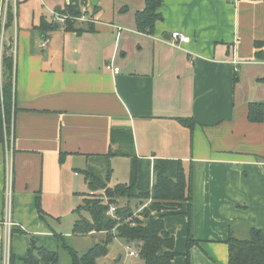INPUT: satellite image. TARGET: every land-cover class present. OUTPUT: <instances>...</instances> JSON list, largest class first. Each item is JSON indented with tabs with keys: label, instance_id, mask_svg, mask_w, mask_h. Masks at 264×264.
Segmentation results:
<instances>
[{
	"label": "crops",
	"instance_id": "obj_1",
	"mask_svg": "<svg viewBox=\"0 0 264 264\" xmlns=\"http://www.w3.org/2000/svg\"><path fill=\"white\" fill-rule=\"evenodd\" d=\"M68 1L15 0L14 20L2 27L0 0V60L4 45L16 39L9 135L13 264H23L31 245L51 238L46 218L74 209L76 169L98 167L100 155L118 145L113 135L125 129L137 157L180 159L192 167L189 228L196 243L186 255L184 203L164 218L174 237L171 264H227L229 236L246 239L251 228L264 234V120H247L248 103H264V60L253 56V41L264 40V0H161L151 34L135 24L145 0H98L93 32L77 35L57 25L41 34V17L51 23L50 11ZM172 31L189 41L170 45ZM106 63L119 71H107ZM178 118L195 121L191 133ZM4 153L3 143L0 221ZM118 160L129 162L112 157L113 168L125 162ZM58 199L69 202L63 211ZM159 214L151 212L155 219ZM2 246L0 223V264Z\"/></svg>",
	"mask_w": 264,
	"mask_h": 264
},
{
	"label": "trees",
	"instance_id": "obj_2",
	"mask_svg": "<svg viewBox=\"0 0 264 264\" xmlns=\"http://www.w3.org/2000/svg\"><path fill=\"white\" fill-rule=\"evenodd\" d=\"M88 0H69L62 7L55 11L72 17L81 14L80 7ZM161 0H145L144 7L136 11L135 24L139 32L153 33L155 23L161 18L158 8ZM11 5V4H10ZM8 4L5 14V26L12 24L14 20L13 7ZM93 13L97 12L98 6L92 7ZM54 22H47L41 17L37 29L41 34L53 31ZM66 32H73L80 35L84 32H93V23H78L67 19L64 26H60ZM255 60H264V40H254ZM10 47L4 45L1 54L2 84L0 88V144L4 143L12 132V118L15 111L13 101V76H14V57L8 53ZM237 78L234 77V82ZM247 120L257 123L264 120V103L249 102L247 105ZM181 125L192 132L195 121L192 118H178ZM114 134V133H113ZM113 141L118 145L115 149H109L105 154L100 155L98 167L89 166L88 169L81 170L84 180L90 191L103 190L107 203L104 204L102 197H83L82 208L90 214V220L77 218L73 223L72 232L74 234H84L92 231H104L107 241L117 236L126 241L136 243L138 256L143 264H171L175 257L174 237L164 225V216L176 213L181 206L186 203L187 208L184 214L188 219L186 237V255L189 249L196 243L190 232V204L192 200V167L190 163L185 164L180 159L156 158L149 160L137 157L134 152L133 141L130 130H119L113 135ZM63 153L59 154V162L62 161ZM115 156H125L129 158V178L127 182L117 183L108 186V181L112 173L110 159ZM125 203L120 204V200ZM138 202L131 206L130 200ZM149 203L140 211L142 216H147L151 212L160 213L159 216L148 222L143 223L140 218L133 217L134 225L123 222L125 218L132 216L144 202ZM109 204L116 206V217L111 218L105 215ZM35 207L40 218H43L44 211L41 208L39 197H36ZM77 207L75 211H78ZM115 228V235L111 230ZM227 243V264H264V234L257 229L251 228L249 238L237 239L232 236ZM162 249V254L157 253ZM107 253L105 245H96L90 248L82 256L77 255L69 249L71 264H95L98 257ZM23 264H57L55 251L47 250L43 247L31 245L27 250L26 256L22 259ZM14 260L12 254L10 263Z\"/></svg>",
	"mask_w": 264,
	"mask_h": 264
},
{
	"label": "rangeland",
	"instance_id": "obj_3",
	"mask_svg": "<svg viewBox=\"0 0 264 264\" xmlns=\"http://www.w3.org/2000/svg\"><path fill=\"white\" fill-rule=\"evenodd\" d=\"M118 161H125L124 163L117 164L114 168L111 166L112 173L108 181V185L113 186L117 183H123L127 182L129 178V162L128 160H118ZM89 166H92L89 165ZM89 166L86 168L88 169ZM85 169V168H84ZM76 173L72 178V183L74 186V191L77 194L75 195V199L73 201L74 209L71 213L68 212V209H66V213H63L61 217H50L48 216L46 219L48 221H51V224L53 226L52 228V235L50 239H45V243L38 242L37 244H33L36 247H43L47 250L55 251L57 255V264H71V256L69 254V249H71L77 257L82 256L84 253H86L90 248L96 246V245H105L106 250L108 252V255H102L98 257L95 261V264H126V259L130 258L133 261V264H143V261L141 258L135 257H129L126 256L125 246H129L131 249H135L133 246V243L126 241L124 238H117L107 241V236L104 231H92L89 233L84 234H74L72 232V226L73 221L77 218L79 219H85L90 220V214L86 209L82 208L83 202L81 200L83 194L84 196L89 193V189L87 186L86 181L83 179L82 172H80L79 169H76ZM74 172V171H73ZM100 191H97V195H95L92 198H98L99 196L103 197V195L100 194ZM83 193V194H82ZM83 196V197H84ZM104 204L107 203V197L102 200ZM53 204L55 201H52ZM68 201L63 200H57L56 207L59 206L61 203V206L59 208L64 210L65 204H67ZM122 202V201H121ZM119 202L120 204H122ZM138 202L135 199L130 200V205L135 206V203ZM69 203V202H68ZM69 206V205H68ZM77 207H80L78 211H75ZM135 209V208H134ZM65 214V215H64ZM166 216H164L165 218ZM155 217L151 216V213H149L147 216H142L141 221L143 223H148L152 220H154ZM249 238V235L246 237V239ZM33 240V239H32ZM30 241L33 242V241ZM11 243H12V237H11ZM43 245V246H41ZM120 257L119 260L117 258Z\"/></svg>",
	"mask_w": 264,
	"mask_h": 264
},
{
	"label": "built area",
	"instance_id": "obj_4",
	"mask_svg": "<svg viewBox=\"0 0 264 264\" xmlns=\"http://www.w3.org/2000/svg\"><path fill=\"white\" fill-rule=\"evenodd\" d=\"M13 2V11L15 15V0H4V21H5V14L8 7L9 2ZM81 14L78 17H69L64 14H60L59 12L55 10L50 11V19L51 22H54L55 24L59 26H64L67 19H71L74 21H77L78 23H95V17L94 13L92 11V7L89 3H84L80 7ZM2 23V27L4 26V22ZM120 28V27H118ZM189 41L188 36H185L179 31H172L169 35V39L166 40L167 43H169L172 46H179V43H187ZM48 43L47 38H43L40 42L41 47H45ZM11 48V54L15 57L16 54V39L14 38L10 43ZM233 64H236L237 61L231 60ZM105 69L107 71H112L113 73H117L119 71L118 67H114L111 63L105 64ZM12 138L9 136L8 138H5L4 140V170H5V201H4V208H3V218L0 221L1 226L3 228V246H2V264H9L10 263V257H11V248H10V239L11 234L13 230L14 223L12 221L11 216V185H12ZM103 193V190L100 191V194ZM97 195V191H89L88 197H94ZM103 195V194H102ZM106 197L103 195L101 198L104 200ZM150 200L147 202H144L141 204L136 210H134L133 215L129 216L124 219L123 222L129 223L130 225H134L133 217H138L141 219L142 215L140 214V211H142L149 203ZM116 206L113 204H109L107 210L105 211V215L111 218H116L118 221H120L119 217H116ZM111 233L115 235V228L111 230ZM117 236H114L113 239H117ZM126 256L134 257L138 256V251L135 249H131L129 246H125Z\"/></svg>",
	"mask_w": 264,
	"mask_h": 264
},
{
	"label": "water",
	"instance_id": "obj_5",
	"mask_svg": "<svg viewBox=\"0 0 264 264\" xmlns=\"http://www.w3.org/2000/svg\"><path fill=\"white\" fill-rule=\"evenodd\" d=\"M97 1H98V0H89L90 5H91L92 7H94V6L97 5ZM55 27H57V24H55ZM134 247L136 248L137 245H135ZM161 254H162V249L157 253V255L159 256V255H161Z\"/></svg>",
	"mask_w": 264,
	"mask_h": 264
}]
</instances>
